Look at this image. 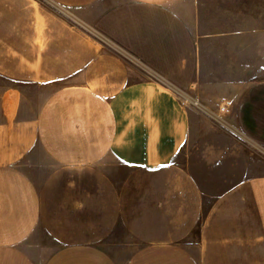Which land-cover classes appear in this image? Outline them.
<instances>
[{"label": "crops", "instance_id": "0c3cea01", "mask_svg": "<svg viewBox=\"0 0 264 264\" xmlns=\"http://www.w3.org/2000/svg\"><path fill=\"white\" fill-rule=\"evenodd\" d=\"M245 145L264 0H0V264H264Z\"/></svg>", "mask_w": 264, "mask_h": 264}, {"label": "rangeland", "instance_id": "374dc122", "mask_svg": "<svg viewBox=\"0 0 264 264\" xmlns=\"http://www.w3.org/2000/svg\"><path fill=\"white\" fill-rule=\"evenodd\" d=\"M213 116V115H212ZM210 117L212 120H215L217 122V120H219L216 116L214 117ZM247 152L250 153V158H251V168H255L254 171L257 170L258 173H264V146H257V148L255 147H249L248 145H245ZM32 158H25L22 161V167L23 169H25V171H27L32 177H36V174L39 173L38 170H36L35 167H33V165H31ZM46 167V165H45ZM107 171H109L110 173H113V176L119 177L124 173V169L121 167H117V166H112V167H108L106 168ZM40 234L39 230H36L35 233L33 235H31L30 238H33L35 235ZM122 235V231L121 229H117V231L115 232V234L113 236H111L109 238V240H113L121 237ZM38 236V235H37Z\"/></svg>", "mask_w": 264, "mask_h": 264}, {"label": "built area", "instance_id": "2783aa9c", "mask_svg": "<svg viewBox=\"0 0 264 264\" xmlns=\"http://www.w3.org/2000/svg\"><path fill=\"white\" fill-rule=\"evenodd\" d=\"M175 97L177 100H179V102H181L184 105L193 106L196 108L197 107L202 108V104L197 97H191L188 95H181L179 93H175ZM219 109H220V111L224 110V106H221Z\"/></svg>", "mask_w": 264, "mask_h": 264}]
</instances>
